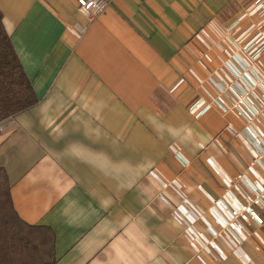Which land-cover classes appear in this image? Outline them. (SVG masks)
Listing matches in <instances>:
<instances>
[{
	"label": "crops",
	"instance_id": "1",
	"mask_svg": "<svg viewBox=\"0 0 264 264\" xmlns=\"http://www.w3.org/2000/svg\"><path fill=\"white\" fill-rule=\"evenodd\" d=\"M0 0L5 31L38 99L0 122L15 212L55 235L56 264H264V223L196 257L222 222L238 174L262 179L232 113L194 117L198 83L264 28L260 0ZM209 54L213 63L204 61ZM264 68V60L260 64ZM233 205L234 202H231ZM187 207L199 214L194 220Z\"/></svg>",
	"mask_w": 264,
	"mask_h": 264
},
{
	"label": "built area",
	"instance_id": "2",
	"mask_svg": "<svg viewBox=\"0 0 264 264\" xmlns=\"http://www.w3.org/2000/svg\"><path fill=\"white\" fill-rule=\"evenodd\" d=\"M260 1L258 15L264 19V0ZM76 3L78 11L89 20L100 15L108 5L106 0H76ZM235 26L222 31L231 48L223 49L225 60L198 83L199 97L192 111L195 118L211 110H218L223 115L234 114L241 122V128L227 124L224 131L232 138L239 135L245 138L253 151L249 167L258 168L262 179L238 174L233 188L228 190L230 200L219 198L214 202L222 227L218 231L206 229L210 240L200 247L196 256L202 263L203 257L212 262L218 260L209 242L222 238L231 252L240 257L242 238L239 232L251 224L261 226L264 223V68L260 65L264 60V28L242 44L239 37L230 36ZM203 59L214 62L209 54H204ZM187 210L194 220L199 219L196 211L189 207Z\"/></svg>",
	"mask_w": 264,
	"mask_h": 264
},
{
	"label": "trees",
	"instance_id": "3",
	"mask_svg": "<svg viewBox=\"0 0 264 264\" xmlns=\"http://www.w3.org/2000/svg\"><path fill=\"white\" fill-rule=\"evenodd\" d=\"M0 11V122L25 112L38 99L4 29ZM50 227L29 225L14 210L7 173L0 167V264H56Z\"/></svg>",
	"mask_w": 264,
	"mask_h": 264
}]
</instances>
